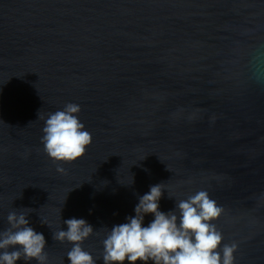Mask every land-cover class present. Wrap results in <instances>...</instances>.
<instances>
[{
    "label": "water",
    "instance_id": "obj_1",
    "mask_svg": "<svg viewBox=\"0 0 264 264\" xmlns=\"http://www.w3.org/2000/svg\"><path fill=\"white\" fill-rule=\"evenodd\" d=\"M67 103L92 143L54 162L39 113ZM157 184L165 213L207 191L234 264H264V0H0V230L26 212L46 264H70L53 233L84 219L104 264Z\"/></svg>",
    "mask_w": 264,
    "mask_h": 264
},
{
    "label": "clouds",
    "instance_id": "obj_2",
    "mask_svg": "<svg viewBox=\"0 0 264 264\" xmlns=\"http://www.w3.org/2000/svg\"><path fill=\"white\" fill-rule=\"evenodd\" d=\"M80 110L79 105L67 103L62 110L46 116L39 113V119L44 121L41 144L54 162H74L91 145L92 135L78 119ZM57 171L64 169L58 167ZM163 190V184L150 186L149 192L139 197L135 215L106 233L102 240L104 264H234L238 244L223 243V234L213 223L223 208L208 192L200 190L178 200L175 209L165 213L159 205ZM148 214L154 219L143 226ZM26 216V212L8 214L9 227L0 230V264H17L20 260L46 264L45 237L29 225ZM64 223L67 230L56 231L53 239L72 243L67 253L70 264H96V258L82 247V242L93 234V227L77 218Z\"/></svg>",
    "mask_w": 264,
    "mask_h": 264
}]
</instances>
